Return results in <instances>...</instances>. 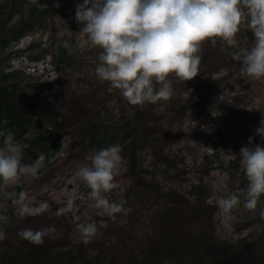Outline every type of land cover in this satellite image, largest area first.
<instances>
[{
  "label": "rangeland",
  "instance_id": "1",
  "mask_svg": "<svg viewBox=\"0 0 264 264\" xmlns=\"http://www.w3.org/2000/svg\"><path fill=\"white\" fill-rule=\"evenodd\" d=\"M78 3L82 0H0V38L18 36L7 46L0 43L1 82L7 86L6 100L28 102L22 120L16 112L9 113L13 121L1 115L0 129L13 132L25 146L22 163L44 157L35 176L24 175L14 186L0 183V214L8 218L0 224L8 237L0 241V260L264 264V219L259 215L264 201L261 197L255 212L244 209L247 180L238 156L250 137L249 146L264 147V78L243 74L241 61L234 58L240 48L251 47V31L242 24L232 46L205 41L196 77L182 83L171 76L169 101L132 106L109 82L97 79L101 50L79 34ZM45 7L53 10L42 12ZM61 47L66 54L56 67ZM192 97L197 105L183 108ZM135 114L144 119L126 126V117ZM105 120L112 136L94 145L89 135ZM51 133L61 134V147L45 160L36 137ZM114 144L121 146L123 162L115 178L118 188L106 195L110 201H125L129 211L111 220L93 207L90 189L77 171L90 165L95 150ZM20 192L36 205L47 202L50 210L19 217L9 194ZM230 194L240 196V203L225 215L217 201ZM88 223L97 231L84 243L80 225ZM25 228L46 229L44 243L21 239L17 233Z\"/></svg>",
  "mask_w": 264,
  "mask_h": 264
},
{
  "label": "clouds",
  "instance_id": "2",
  "mask_svg": "<svg viewBox=\"0 0 264 264\" xmlns=\"http://www.w3.org/2000/svg\"><path fill=\"white\" fill-rule=\"evenodd\" d=\"M59 6L57 2L55 7ZM75 20L82 25L80 36L91 47L101 50L95 68L97 79L109 82L132 106L169 101L174 95L170 77L182 83L191 81L199 73L203 43L207 41L213 47L218 42L235 45L242 24L251 31L253 41L250 48H240L234 58L241 61L243 74L256 80L264 78V0H82L76 5ZM190 92L191 89L184 92L186 99ZM0 138H3L0 183L5 187L14 186L24 175L35 176L44 157L39 156L32 164L22 163L25 146L16 140L15 134L0 129ZM249 145H252L251 137ZM249 145L241 147L238 156L247 180L243 207L255 212L264 195V147ZM121 152L119 144L95 150L88 157L90 165H83L77 171L80 181L90 189L93 207L111 220L116 219L117 213L129 211L123 207L125 201H110L106 195L118 188L115 178L123 162ZM236 157L232 154L233 159ZM9 196L21 218L50 210L47 202L36 205L25 192ZM239 203L237 194L217 201L225 215H231ZM259 215L264 219V208ZM7 219L0 214V224ZM96 231L94 223L80 225L84 243ZM17 235L41 245L47 230L25 228ZM7 238L0 227V241Z\"/></svg>",
  "mask_w": 264,
  "mask_h": 264
},
{
  "label": "trees",
  "instance_id": "3",
  "mask_svg": "<svg viewBox=\"0 0 264 264\" xmlns=\"http://www.w3.org/2000/svg\"><path fill=\"white\" fill-rule=\"evenodd\" d=\"M50 10H53V9L49 7H45L44 9H42V12L47 13ZM17 37L18 36L14 34H9L8 36H5L4 38L3 37L0 38V43L2 46H7L13 39H16ZM65 54H66L65 48L61 47L58 53L57 59L53 61L56 67L61 57L64 56ZM1 80L3 81V77L0 75V116L4 114L5 118H7L8 121H9V118H10V121L11 120L13 121L14 117L10 116L9 113L12 115V114H15L14 112H16L18 113V119L21 118L20 120H22V117L24 116L25 113H27V109H28V102L26 101L27 99L24 98L18 101L14 100L15 103L13 101L6 100L9 94L6 93L7 86L4 83H2ZM190 105H197V98H194V97L190 98L185 103H183L182 106L183 108H187ZM99 113H100V110L97 111L96 118H98ZM126 118L127 119L129 118V121L126 126H129V125L136 124V122L140 119L143 120L144 115L139 117L138 115L135 114L134 116L129 115ZM20 120L16 119L15 121L18 123V122H21ZM108 121L109 120H105L104 123L100 125L96 124L95 127L93 128L94 131L90 133L89 137L94 145L102 144L105 142L107 138L112 136L111 133L109 132L110 122ZM104 128H107V129H104ZM60 136H61L60 133H51L50 135L39 134L36 137V139L38 140V143H40L41 146L45 148L44 150L45 160H47L50 154L60 149L61 147V140H60L61 137ZM141 170L147 171L146 169H141ZM261 197H262V200L264 201V195H262ZM3 262H4L3 260H0V264H3Z\"/></svg>",
  "mask_w": 264,
  "mask_h": 264
}]
</instances>
